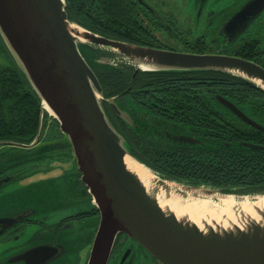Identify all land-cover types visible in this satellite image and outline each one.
<instances>
[{"label":"water","instance_id":"95a60500","mask_svg":"<svg viewBox=\"0 0 264 264\" xmlns=\"http://www.w3.org/2000/svg\"><path fill=\"white\" fill-rule=\"evenodd\" d=\"M206 2L202 0L201 7ZM66 7L65 0H0V36L40 98L42 112L47 110L59 121L71 142L83 181L100 212L88 264H108L120 234L135 240L158 264H264L263 211H257L259 219H248L242 226L202 229L162 201L173 196L185 201L192 190L234 196L238 201L264 198V192L191 185L152 170L133 153L108 114L106 102L121 119L133 124L114 99L105 98L92 63L133 66V80L138 72H224L262 91L264 67L236 56L179 52L108 38L71 22ZM262 11L264 0H251L228 19L226 31L238 36ZM82 46L91 56L84 54ZM99 50L114 57L102 54L93 58V52ZM236 113L264 131L263 125L241 111ZM175 139L195 142L189 137ZM239 147L262 149L250 143ZM127 157L150 172L153 180L144 181L129 169Z\"/></svg>","mask_w":264,"mask_h":264},{"label":"flooded vegetation","instance_id":"af4514ba","mask_svg":"<svg viewBox=\"0 0 264 264\" xmlns=\"http://www.w3.org/2000/svg\"><path fill=\"white\" fill-rule=\"evenodd\" d=\"M125 1L136 7L145 26L159 30L154 31L152 37L163 44L165 49L195 54H222L245 57L244 59L253 62L255 61L249 57L264 60V11L248 23L244 32L235 37L226 31L225 25L228 19L243 4L227 13L209 11L205 16L200 14L205 8L204 5L196 9L194 20L188 19L191 25L194 23V29L197 32V35H190L191 32L187 30L183 32L177 27L176 20L169 11L173 5L168 4L167 0ZM201 1H197L200 6ZM218 15H220L219 22L215 19ZM0 54H2L1 40ZM237 89H239V85L236 83L224 82L222 84V95H215V100L211 103L223 118L234 122L247 123L236 113V111H241L257 122L247 108L239 106L237 99H233L234 97L229 95L230 92ZM220 98H222V101ZM112 99L116 102V97ZM224 102L231 103L237 110H233ZM107 104L110 109L108 110L120 118L111 105ZM116 105L121 108L117 102ZM134 107L136 111L139 109V118L131 116L123 108L121 110L133 120V124L132 122H127V124L135 125L140 132L143 129L148 133L146 135L140 133V139H134L136 148L138 151L139 149L142 151V155L152 154L155 157L161 152L167 154L174 152L179 159L188 160L195 167L204 160V157H209L210 151L222 150V144L219 145L220 142L216 141L222 139V135L207 130L204 124L196 122L192 117L188 118L187 121L176 120L169 113L163 112L164 115H162L153 112L145 104L138 106L135 102L130 101L129 108ZM134 118H137L136 121ZM54 127L64 133L58 121L50 118L45 113L43 117L40 116L37 132L31 141L23 142L25 138L19 137L18 139L22 141H0L3 142L0 146L6 145L11 149L19 148L21 151L28 152H20L14 156L17 158L20 154L26 155L25 157L28 160L26 165L35 168L33 171L28 172L22 161L17 160L7 163L0 169V191L9 182L24 181L42 171L54 170V167L56 168L53 171L54 174L47 177L48 181L57 179L55 184H59L61 180L63 182L62 187L57 188L60 195L62 191L61 198L48 197L47 202L40 200L28 205L11 201L0 207V264H73L86 248L89 250L86 253L84 264L89 262L94 236L99 225L97 224L96 228H93V220L98 216L100 218V212L94 204L87 208L80 206L81 203L77 199L78 195L86 190L89 192V190L83 181V174L79 169L75 155H73L75 165H56L57 163L53 158L55 154H51L50 146H57V144L46 143L49 138H62L59 134H50ZM132 132L126 127V133L132 134ZM175 137H189L195 142L176 140ZM225 144L231 146V143ZM70 152L74 154L73 149ZM42 157H46V162H48L46 164L53 163L54 166L45 170H42V168L36 169L37 165L45 163V159H41ZM69 157H72L71 154ZM8 178H11V180L4 182ZM91 199L93 201L92 195ZM90 225L94 231L91 238ZM108 264L158 263L135 240L125 234H120L117 237Z\"/></svg>","mask_w":264,"mask_h":264},{"label":"trees","instance_id":"16d2710c","mask_svg":"<svg viewBox=\"0 0 264 264\" xmlns=\"http://www.w3.org/2000/svg\"><path fill=\"white\" fill-rule=\"evenodd\" d=\"M65 1L70 21L94 33L134 45L165 48L152 37L158 29L145 26L136 7L125 0ZM0 40L2 52L10 60L8 64H0V141H22L19 137L25 138L23 142H28L33 139L39 126L41 100L1 36ZM102 54L114 56L99 50L93 52V58ZM249 58L264 67V60ZM92 66L104 88L105 98L116 97L119 106L131 116L139 118L140 112L135 107L129 108L130 101L138 106L145 104L162 115L163 112L169 113L176 120L187 121L192 117L204 124L207 130L222 135V139L216 140L220 142L219 145L222 144V150L210 151L209 157H204L195 167L188 160L179 159L174 152H161L155 157L152 154L142 155L134 142L140 139V133H148L143 129L140 132L135 125L118 118L109 111L106 102L108 114L128 140L133 153L152 170L163 178L191 185L264 192V131L242 121L223 118L211 103L215 95H222L224 82L236 83L239 89L229 95L264 126V91L259 87L240 77L217 71L138 72L133 80L136 72L133 66L121 64L114 67L95 61ZM137 124L140 125L139 122ZM126 127L133 131L132 134L126 133ZM225 143H231V146ZM240 143L262 146V149H243L239 147Z\"/></svg>","mask_w":264,"mask_h":264},{"label":"rangeland","instance_id":"374dc122","mask_svg":"<svg viewBox=\"0 0 264 264\" xmlns=\"http://www.w3.org/2000/svg\"><path fill=\"white\" fill-rule=\"evenodd\" d=\"M168 4L173 5L169 11L173 14L177 27L185 32L186 30L188 32H191L190 35H197L196 30L194 29V23L191 25V23L188 21L189 20H194L195 17V12L198 7H201L198 4V0H167ZM200 1V0H199ZM251 0H207L204 8V13L203 11L200 13L202 15H206L209 11H215V12H230L233 11L235 7L242 5H246L248 2ZM199 12V9H198ZM221 15V14H220ZM218 15L215 19L217 22H219V16ZM82 50L84 51V54L89 57L91 56L88 54V51L84 49V46H82ZM113 55V54H112ZM117 58H119L117 56ZM0 61L2 64H8L10 60L7 59V56L5 55L4 52L0 54ZM59 134L62 136L54 139V138H49L46 143H51V144H57V146H50V151L51 154H55L53 156L54 161H56V165H75V158L74 154H72L70 151L72 149V145L70 144L68 137L61 132L58 128L54 127L50 134ZM69 145L67 146V144ZM16 150V151H15ZM23 152V153H28L26 151H21L19 148L16 149H11L9 146H0V169L4 167L7 163H10L11 161H22L23 165L25 166L24 168L28 171L31 172L35 168L30 165H26L28 163L26 155L20 154L17 158H15L14 155ZM71 154V158L69 155ZM38 155V154H37ZM25 157V158H23ZM38 157V156H37ZM45 159V163L41 165H37L36 169L42 168V170L48 169L53 165V163L46 164V157H42L41 159ZM56 168L54 167V170ZM53 169L49 171H42L40 173H37L36 175L29 177L28 179L24 181H12L6 184L0 191V207L4 206L5 204H8L9 202H18V203H26L31 204L33 202H39L42 200V202H47L48 197H62V191L60 195V191H58V187L62 185V180L59 184H55L56 180H51L48 181L47 177L49 175L54 174ZM42 180V181H41ZM174 185V183H172ZM176 185V184H175ZM62 187V186H61ZM190 198L191 203H194L196 201V198L190 197L189 195L187 196ZM77 199L81 203L82 208H87L90 207L93 203L91 199V195L89 192L84 191L81 194L78 195ZM218 204V203H217ZM222 204V201L221 203ZM79 206V207H80ZM94 226L96 228V225L100 223V218L99 216L96 217L94 220ZM99 226V225H98ZM90 238L93 237L94 231L92 229V226L90 225ZM96 236V235H95ZM94 236V237H95ZM89 249L86 248L83 250L79 258L75 260L73 264H84L85 262V257L86 253ZM151 259V258H150ZM149 259V260H150Z\"/></svg>","mask_w":264,"mask_h":264},{"label":"bare ground","instance_id":"6f19581e","mask_svg":"<svg viewBox=\"0 0 264 264\" xmlns=\"http://www.w3.org/2000/svg\"><path fill=\"white\" fill-rule=\"evenodd\" d=\"M81 39L83 40V37ZM45 107L48 108L47 105ZM126 164L142 180H153L154 177L151 173L130 157L126 158ZM188 195L196 198V201L191 203L189 197L183 201L181 198L174 196L164 198L162 201L164 205L173 207L177 214L184 213L202 229L206 227L230 228L233 226H242L248 219H259L261 216L257 212L258 210L264 212V198H258L255 201L249 200L248 198L238 201L234 196L223 197L218 194L205 195L203 190H192L186 193V196ZM221 201L222 204H219Z\"/></svg>","mask_w":264,"mask_h":264}]
</instances>
